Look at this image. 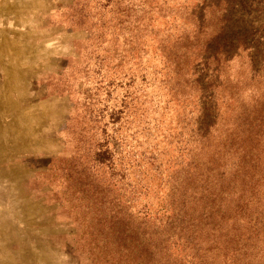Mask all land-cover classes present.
<instances>
[{
  "label": "rangeland",
  "instance_id": "374dc122",
  "mask_svg": "<svg viewBox=\"0 0 264 264\" xmlns=\"http://www.w3.org/2000/svg\"><path fill=\"white\" fill-rule=\"evenodd\" d=\"M242 8L243 0H0V264H93L89 214L81 193L68 190V158L106 180L132 175L137 160L155 185L154 174L165 180L188 156L184 141L205 96L216 95L221 124L251 100L256 84L244 78L249 67L264 71V45H238ZM257 15L262 31L264 9ZM136 17L147 24L139 33ZM161 49L173 63L183 53L197 62L174 79ZM220 52L225 72L209 68ZM222 78L238 79V91L223 85L217 96L191 85ZM102 141L124 156L123 171L88 161ZM148 156L157 169L144 164ZM164 193L140 201L156 208Z\"/></svg>",
  "mask_w": 264,
  "mask_h": 264
},
{
  "label": "trees",
  "instance_id": "16d2710c",
  "mask_svg": "<svg viewBox=\"0 0 264 264\" xmlns=\"http://www.w3.org/2000/svg\"><path fill=\"white\" fill-rule=\"evenodd\" d=\"M243 6L241 33L235 36L238 45L249 49L256 42L264 45V29L253 26L257 11L264 9V0H243ZM143 18L136 17L138 33L147 25ZM161 52L163 65H169L168 73L174 79L180 80L197 62L190 63L193 54L183 53L179 56L182 60L173 63L166 58L165 49ZM210 59L214 68H209L225 72L229 60L225 52ZM234 81L214 79L205 84V90L198 82L191 85L205 94L214 89L219 96L223 85L222 90L238 91L239 80ZM244 81L256 84V91L247 104L240 102L227 123L221 124L219 115L213 114L211 98L215 100L216 95L204 97L205 112L191 119L193 125L184 141L188 156L165 180L154 174L152 181L159 180L155 185L142 178L137 160L132 161V175L106 180L96 177L83 161L68 158V190L81 193L89 214L84 245L95 253L93 264H264V71L249 67ZM121 113L119 108L112 109L111 122H118ZM123 157L116 146L102 141L91 148L87 159L123 171ZM155 158L142 159L157 169ZM160 188L165 193L156 208L141 203L143 196ZM77 245L84 247L80 242Z\"/></svg>",
  "mask_w": 264,
  "mask_h": 264
}]
</instances>
